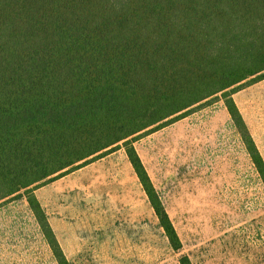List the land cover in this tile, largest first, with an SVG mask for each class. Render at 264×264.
<instances>
[{
	"label": "trees",
	"instance_id": "obj_1",
	"mask_svg": "<svg viewBox=\"0 0 264 264\" xmlns=\"http://www.w3.org/2000/svg\"><path fill=\"white\" fill-rule=\"evenodd\" d=\"M262 78L264 0H0V200L39 206L37 184L124 141L179 251L132 136L220 92L249 133L231 95ZM249 150L264 179L251 136Z\"/></svg>",
	"mask_w": 264,
	"mask_h": 264
},
{
	"label": "rangeland",
	"instance_id": "obj_2",
	"mask_svg": "<svg viewBox=\"0 0 264 264\" xmlns=\"http://www.w3.org/2000/svg\"><path fill=\"white\" fill-rule=\"evenodd\" d=\"M221 92L134 136L182 242L176 251L121 141L33 193L0 200V264H264V78Z\"/></svg>",
	"mask_w": 264,
	"mask_h": 264
}]
</instances>
